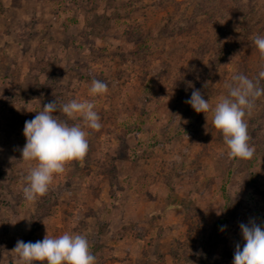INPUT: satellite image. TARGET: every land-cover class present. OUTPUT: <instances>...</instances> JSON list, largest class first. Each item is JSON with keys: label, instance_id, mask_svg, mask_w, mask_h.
<instances>
[{"label": "rangeland", "instance_id": "1", "mask_svg": "<svg viewBox=\"0 0 264 264\" xmlns=\"http://www.w3.org/2000/svg\"><path fill=\"white\" fill-rule=\"evenodd\" d=\"M257 35L264 0H0V264L47 231L86 236L96 264H233L239 225L264 227V96L248 160L186 101L194 88L214 109L234 75L258 78ZM93 79L108 92L89 96ZM56 99L93 102L102 127L29 202L25 121Z\"/></svg>", "mask_w": 264, "mask_h": 264}, {"label": "clouds", "instance_id": "2", "mask_svg": "<svg viewBox=\"0 0 264 264\" xmlns=\"http://www.w3.org/2000/svg\"><path fill=\"white\" fill-rule=\"evenodd\" d=\"M254 45L264 59V36H255ZM66 78V77H65ZM264 69L259 71L255 80L244 74L233 76L227 84L228 94L211 107L200 90L193 88L190 99L186 101L197 113L212 112V124L222 133L230 158L248 160L255 153L249 144L246 115H250L255 101L264 96ZM108 92V85L93 79L89 96H102ZM93 102L72 99L61 104L57 99L48 102L35 111L33 119L25 121L23 134L26 144L21 149L22 160L32 162L28 174L22 179L25 184L23 196L26 201H35L44 196L56 175L65 172L66 165L74 160H83L89 151L88 129L99 131L101 118L94 110ZM56 113H62L68 120L78 121L69 124L62 121ZM208 121V117L206 115ZM179 159V158H177ZM223 209L217 212L222 213ZM245 243L236 245L233 264H264V227L255 221L239 225ZM224 228H221L223 231ZM12 253L16 255V264H96L86 236L64 233L53 238L47 235L43 240L25 242L18 240Z\"/></svg>", "mask_w": 264, "mask_h": 264}, {"label": "trees", "instance_id": "3", "mask_svg": "<svg viewBox=\"0 0 264 264\" xmlns=\"http://www.w3.org/2000/svg\"><path fill=\"white\" fill-rule=\"evenodd\" d=\"M233 5H235L234 7L236 8V12H238L239 16L245 14L246 17L248 16L249 13L253 12V7L252 5H245V6H241L240 4H237V3H233ZM251 15V14H250ZM236 44L237 45H241V41H237L236 40ZM219 55H222V50L219 51Z\"/></svg>", "mask_w": 264, "mask_h": 264}]
</instances>
